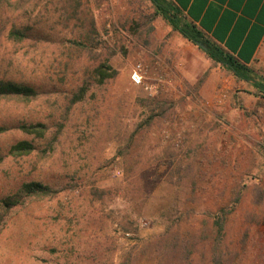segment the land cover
I'll list each match as a JSON object with an SVG mask.
<instances>
[{"label": "rangeland", "instance_id": "1", "mask_svg": "<svg viewBox=\"0 0 264 264\" xmlns=\"http://www.w3.org/2000/svg\"><path fill=\"white\" fill-rule=\"evenodd\" d=\"M100 66L116 74L98 83ZM0 80L34 92L0 100V264H152L167 227L184 264H264L263 121L241 109L255 89L151 0H0ZM20 141L33 149L14 156Z\"/></svg>", "mask_w": 264, "mask_h": 264}, {"label": "crops", "instance_id": "2", "mask_svg": "<svg viewBox=\"0 0 264 264\" xmlns=\"http://www.w3.org/2000/svg\"><path fill=\"white\" fill-rule=\"evenodd\" d=\"M164 1L204 40L264 78V0ZM241 109L245 119L257 115L263 121L258 129V143L259 151L264 150V99L247 94ZM259 156L264 157L261 152Z\"/></svg>", "mask_w": 264, "mask_h": 264}, {"label": "trees", "instance_id": "3", "mask_svg": "<svg viewBox=\"0 0 264 264\" xmlns=\"http://www.w3.org/2000/svg\"><path fill=\"white\" fill-rule=\"evenodd\" d=\"M158 16L162 17L164 20L168 22V24L176 31H178L186 40L196 44V42H200L203 44L207 50L204 51L207 56L214 62L220 64L224 69L230 71L236 79L252 82V87L255 89V95H259L264 99V78L258 77L254 72L243 65L238 64L234 61L230 56L223 53L212 44L208 43L206 40L202 38L200 33L191 25L184 22L178 11L167 4L164 0H151ZM9 38L15 41H22L26 38V34L24 31L19 29H11L9 32ZM97 72V80L98 83H103L105 80L113 78L116 74L113 69L106 66V68H102V66L96 68ZM84 93V89L81 88L77 99H80ZM34 95V92L31 88L26 86L18 85L12 81H3L0 80V100L6 98H29ZM19 129L23 130L28 134H35L40 137L44 134L43 125H30V126H20ZM32 145L27 141H20L11 147V153L14 156H23L27 155L32 151ZM1 160V159H0ZM23 190L28 196H45L49 194V189L40 184L30 182L26 183L23 186ZM17 202H5L6 207H10L16 205ZM224 215V214H223ZM218 228L216 230V240L218 243L220 237L222 235V226L220 221L223 219L218 217ZM175 231L172 227H167L165 231L156 237L153 242V247L151 249V260L152 264H184L183 260H187L184 256H187L188 259L191 258L193 251L190 250L188 252L187 247H182L184 244L182 243V239L179 237L178 233H174ZM196 248V247H195ZM184 253V256L181 253ZM173 255V260H168V255ZM218 259L214 256L210 262V264H217ZM187 264H192V262H188Z\"/></svg>", "mask_w": 264, "mask_h": 264}, {"label": "built area", "instance_id": "4", "mask_svg": "<svg viewBox=\"0 0 264 264\" xmlns=\"http://www.w3.org/2000/svg\"><path fill=\"white\" fill-rule=\"evenodd\" d=\"M144 79V71L140 64H136L130 73V80L136 85L142 84Z\"/></svg>", "mask_w": 264, "mask_h": 264}, {"label": "water", "instance_id": "5", "mask_svg": "<svg viewBox=\"0 0 264 264\" xmlns=\"http://www.w3.org/2000/svg\"><path fill=\"white\" fill-rule=\"evenodd\" d=\"M196 45H197L200 49H202L203 51H206V50H207V48H206L203 44H201L200 42H196Z\"/></svg>", "mask_w": 264, "mask_h": 264}]
</instances>
